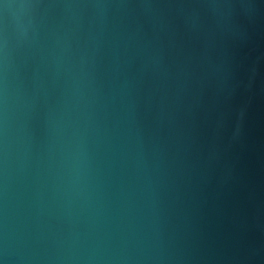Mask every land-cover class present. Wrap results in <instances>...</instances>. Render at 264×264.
<instances>
[{
	"label": "water",
	"instance_id": "1",
	"mask_svg": "<svg viewBox=\"0 0 264 264\" xmlns=\"http://www.w3.org/2000/svg\"><path fill=\"white\" fill-rule=\"evenodd\" d=\"M0 264H264V0H0Z\"/></svg>",
	"mask_w": 264,
	"mask_h": 264
}]
</instances>
